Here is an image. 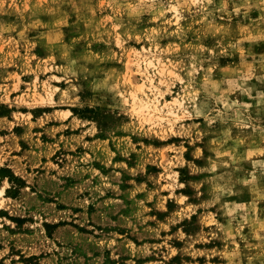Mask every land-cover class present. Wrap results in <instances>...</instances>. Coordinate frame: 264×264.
Listing matches in <instances>:
<instances>
[{
    "label": "rangeland",
    "instance_id": "374dc122",
    "mask_svg": "<svg viewBox=\"0 0 264 264\" xmlns=\"http://www.w3.org/2000/svg\"><path fill=\"white\" fill-rule=\"evenodd\" d=\"M0 264H264V0H0Z\"/></svg>",
    "mask_w": 264,
    "mask_h": 264
},
{
    "label": "bare ground",
    "instance_id": "6f19581e",
    "mask_svg": "<svg viewBox=\"0 0 264 264\" xmlns=\"http://www.w3.org/2000/svg\"><path fill=\"white\" fill-rule=\"evenodd\" d=\"M2 192H3V189H2V188H0V196H1Z\"/></svg>",
    "mask_w": 264,
    "mask_h": 264
}]
</instances>
